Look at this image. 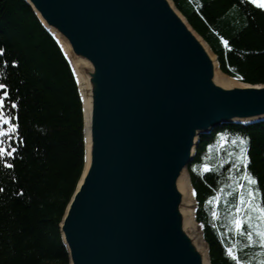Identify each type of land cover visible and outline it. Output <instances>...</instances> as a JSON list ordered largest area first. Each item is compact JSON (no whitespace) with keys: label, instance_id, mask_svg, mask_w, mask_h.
<instances>
[{"label":"water","instance_id":"1","mask_svg":"<svg viewBox=\"0 0 264 264\" xmlns=\"http://www.w3.org/2000/svg\"><path fill=\"white\" fill-rule=\"evenodd\" d=\"M24 1L81 102L83 166L58 223L67 264H211L195 191L198 234L178 183L192 186L200 135L264 121V83L224 73L173 0ZM216 67L234 83L215 82Z\"/></svg>","mask_w":264,"mask_h":264},{"label":"trees","instance_id":"2","mask_svg":"<svg viewBox=\"0 0 264 264\" xmlns=\"http://www.w3.org/2000/svg\"><path fill=\"white\" fill-rule=\"evenodd\" d=\"M173 2L210 45L224 73L248 83H264V12L248 0ZM0 50V83L9 85L4 103L18 105L7 109L18 116L17 135L4 144L16 148L7 158L14 166L7 168L0 160V264H67L58 223L83 166L77 86L57 43L24 0H0ZM218 131L225 137L216 142ZM239 136L249 141L248 171L264 193V121L222 124L200 135L188 164L196 221L202 226L211 264H234L225 252L233 244L222 232L229 218L234 219L244 173L234 167V160L222 163L221 158L228 154L224 147Z\"/></svg>","mask_w":264,"mask_h":264},{"label":"snow or ice","instance_id":"3","mask_svg":"<svg viewBox=\"0 0 264 264\" xmlns=\"http://www.w3.org/2000/svg\"><path fill=\"white\" fill-rule=\"evenodd\" d=\"M248 3L255 6L261 12H264V0H248ZM225 46H228V41H224ZM3 50H0L2 52ZM0 89L3 90L0 93V160H4V166L7 168H12L14 165L7 162V158L14 156L16 148L9 145L7 148L4 147L5 140H12L17 135L18 124L15 121L18 120V116H14L7 109H16L18 105L15 102H11L10 105H6L4 101L9 97V85L6 83H0ZM22 142V141H18ZM232 143L238 144L239 149L235 155V160L233 161L234 167L243 169V180L244 183L239 185L240 192L238 194L237 203L234 205V212L232 213L234 219L231 221L232 229L235 234L239 236H246L249 242V246H252L254 241V236L258 238V247L264 250V193L256 187V178L248 171L249 165L251 164V157L249 155L248 144L249 141L246 138L237 137ZM206 170L211 169L207 166ZM247 187V193L245 194L244 189ZM3 191V189H0ZM260 200L257 201V197ZM252 213H256L257 223L255 227L252 224ZM247 223L249 231L244 232V225ZM232 247H226L225 252L229 255L230 259L234 261V264H243L241 258L237 254H233ZM238 251V250H237ZM264 256V251L261 253ZM257 264H264V259L257 261Z\"/></svg>","mask_w":264,"mask_h":264},{"label":"rangeland","instance_id":"4","mask_svg":"<svg viewBox=\"0 0 264 264\" xmlns=\"http://www.w3.org/2000/svg\"><path fill=\"white\" fill-rule=\"evenodd\" d=\"M220 135V136H217ZM215 136V141L217 142L219 137H225L224 133H221L220 131H218V134ZM240 138H244L239 136ZM237 137H234L227 146H225L224 148H226L228 150V154L227 155H223V157L221 158V162H229L231 160H235V155H230V153L232 154H237L238 153V149H239V145L238 144H233L232 141L235 140ZM220 144H223V141L220 142ZM195 169L197 168V164L193 163ZM207 166V165H205ZM204 166V169H206V167ZM208 167V166H207ZM244 183V181L242 182ZM245 194L247 193V187H245L244 189ZM218 198H219V193H216L215 198L212 201V216L214 219H216L218 217V213L216 211V205L218 202ZM258 198V197H257ZM253 219H252V224L253 227H255L256 223H257V218H256V213H252ZM233 220V218H229L228 220V224L225 226V228H223V236L224 238L227 239V243L232 245V247H234L233 249H235V251H237L240 255V257L245 255V258H242V262L243 264H257V261L264 259V256L261 255L262 249H260L257 245L259 243L258 238H256L254 236V241L255 243L252 246H249V242L247 240L246 236H239V238H237V235L235 234L234 230L231 228V221ZM246 227H244V232L247 233L248 232V225L247 223L245 224ZM198 230H202V226L200 223H198L197 226ZM244 238V239H243ZM249 247V248H248ZM235 251H233V254H235ZM249 256V258H248Z\"/></svg>","mask_w":264,"mask_h":264},{"label":"bare ground","instance_id":"5","mask_svg":"<svg viewBox=\"0 0 264 264\" xmlns=\"http://www.w3.org/2000/svg\"><path fill=\"white\" fill-rule=\"evenodd\" d=\"M82 75V74H81ZM84 80V76H80V79ZM214 81L223 85V86H230L232 85L233 79L226 76L221 70H219L218 67L215 68V73H214ZM179 188L181 189L183 193V198H184V204L182 207V211L184 214V222L186 226H189L191 231L194 233V231L198 234L199 232L197 229H195L196 225L193 219V208L192 205L194 204V193H193V187L190 185L188 182L187 176L185 175L184 178H181L179 183ZM194 229V230H193ZM201 245H205L202 239H200Z\"/></svg>","mask_w":264,"mask_h":264}]
</instances>
